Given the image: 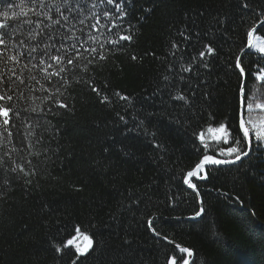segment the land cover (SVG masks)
Here are the masks:
<instances>
[{"label": "trees", "instance_id": "trees-1", "mask_svg": "<svg viewBox=\"0 0 264 264\" xmlns=\"http://www.w3.org/2000/svg\"><path fill=\"white\" fill-rule=\"evenodd\" d=\"M9 2L19 6L10 14L23 10L37 19L28 0H0V12L9 10ZM248 2L252 12L242 10L241 0H132L121 33L131 41L118 47L106 42V29L95 34L91 46L105 59L82 49L78 67L51 82L26 62L16 66L25 83L13 77L11 90L0 86V95L12 96L0 100L12 108L7 126L0 117V157L6 167L20 164L33 174L0 170V264H72L76 243L84 242L77 228L93 239V249L77 264H171L173 258L182 264L186 256L153 233L192 251V264H264V151L230 167L205 169V182L193 180L203 215L185 220L199 212L197 196L184 186L187 172L204 155L222 158L219 148L231 144L244 77L248 103L256 97L250 117L264 122V108H256L264 104V81L251 76L258 53L250 49L241 57L245 76L235 67L248 30L264 21L255 15L264 0ZM257 37L264 40V26L254 43ZM208 46L214 53H206L209 67L192 79L197 94L190 107L143 99L160 85L164 68L176 59L172 53L206 52ZM117 93L133 98L149 135L142 129L125 134L116 113L130 119L133 109L125 113ZM105 96L108 102L101 103ZM243 118L249 126L245 109ZM221 124L228 144L215 139L225 133H208ZM69 240L73 244L64 247Z\"/></svg>", "mask_w": 264, "mask_h": 264}, {"label": "snow or ice", "instance_id": "snow-or-ice-1", "mask_svg": "<svg viewBox=\"0 0 264 264\" xmlns=\"http://www.w3.org/2000/svg\"><path fill=\"white\" fill-rule=\"evenodd\" d=\"M132 0H28L29 11L37 17L33 20L29 18V13L23 10L18 15L10 10L14 7H19L9 2L6 7L9 10L0 12V17L4 22H0V86L7 85L11 90L16 83L12 78L16 77L20 84L25 81L17 72V67L22 61L24 67L37 68L40 72L45 74V79L51 82L54 76H61L63 73L71 71L78 67L76 58L81 55V50L84 52L95 53L100 55L97 48L92 47V43L96 42V33H101L102 29H106L105 40L107 43L114 46L123 47L122 42L131 41L130 35L121 34L126 31L123 26L126 23L128 16L127 5H130ZM242 10L252 12L251 4L248 0H241ZM102 6V7H101ZM39 9V10H37ZM257 17L264 15V10L255 12ZM24 17V19H21ZM103 18V23L101 19ZM92 21H95L94 23ZM264 26V21H261ZM130 27V25H129ZM257 32L255 27H252L247 32L248 49H255L258 53L259 59L257 61V71L251 72L252 77L264 81V68L259 67V61L264 60V40L259 37L256 42H253L254 34ZM104 34V33H101ZM183 36L185 41L190 39L185 36L184 32L179 33ZM112 36L118 37L111 39ZM199 34L197 33V40ZM87 45V47H85ZM103 48V44L100 45ZM177 44H173V48H177ZM196 48V44L191 45ZM243 52L244 50L241 49ZM206 53L212 56L214 48L208 46L206 52L198 50L195 54H184L182 50L178 53H172L176 57L163 70L160 85L150 95H145V101H154L160 99L161 102L165 100L180 104L185 107H190L194 101L197 89L192 86V79L194 76L200 75V68L209 67L208 61L205 59ZM251 55V53H245ZM101 59H105L100 55ZM135 59V57H133ZM11 65V66H10ZM71 66V67H69ZM235 67L239 69L241 77L245 74V68L241 66V59L236 58ZM51 70V71H50ZM31 71V69H29ZM186 73L191 75H185ZM31 79L37 80L36 76H31ZM37 82H39L37 80ZM183 86V87H182ZM264 86V83H262ZM93 91H96L93 89ZM119 99L125 101L121 107L125 113L132 108L133 111L129 113L130 119L126 115L117 112L116 115L120 123L125 128V134L132 131L143 130L145 135H149L148 130L144 127L145 121L140 119L137 114L140 109L135 108L132 97L116 94ZM248 93L245 91L244 82L241 81L239 86L240 104L245 111L249 113L248 125L246 126L245 119L239 120V126L234 130L232 135V142L228 147H220L219 155L222 158H216L215 155H204L202 160L195 166V170L188 171L187 177H196L200 180H206L208 173L205 171V166H220V165H236L237 162L242 161V158H250V153L264 151V122L257 125L250 117V113L255 102V95H253V103H248ZM12 100V96L7 93L0 95V100ZM108 102V97L105 96L101 103ZM68 105L59 104V107L66 108ZM256 108H264V104H257ZM12 111L11 106L4 107L0 105V117H3V125L9 124V113ZM153 115V114H149ZM133 127H128L129 124ZM7 131V129H5ZM216 131L225 133L223 137L215 136L218 143L228 144L227 131L225 126L221 124L219 129L209 128L208 133L212 134ZM242 133V135H240ZM11 135V133H8ZM155 137V133H151ZM199 139L204 148L209 149V144L204 141V133L201 132ZM162 147L161 145H157ZM5 156H9L5 153ZM234 157V158H233ZM10 159V156H9ZM30 164L31 161H28ZM7 161L4 157H0V170L7 176L9 173H23L25 177L31 176L33 173L25 171L23 165L15 164V166H7ZM203 173V175H201ZM9 179L4 180V184L8 185ZM26 183H31L26 180ZM184 183L188 188L196 191V184L192 183L190 179H185ZM199 195V192H196ZM204 209L196 213L199 216ZM77 235L82 236L86 241L84 246L75 245V259L72 264H77L80 257H86L90 250L93 249V239L76 229ZM73 240L67 241L68 245H72ZM180 253H187L191 256V251L188 248L177 245ZM57 252H61L60 247H56ZM171 264H177L176 259L173 258ZM182 264H189L187 259L182 260Z\"/></svg>", "mask_w": 264, "mask_h": 264}, {"label": "water", "instance_id": "water-1", "mask_svg": "<svg viewBox=\"0 0 264 264\" xmlns=\"http://www.w3.org/2000/svg\"><path fill=\"white\" fill-rule=\"evenodd\" d=\"M261 27H262V24H261V23L258 24V25L255 27V28L257 29V32H258V30H259ZM257 32H256V33H257ZM256 33H255V34H256ZM255 34H254V36H255ZM253 38H254V37H253ZM249 50H250V49L246 48V49L242 52V54H241V56H240V59H241V57H242L243 55H245V53H248ZM238 70H239V69H238ZM244 76H245V75H244ZM244 81H245V77H244V79H243V82H244ZM243 115H244V107L241 106V104H240V108H239V120H240L241 118H243ZM238 123H239V122H238ZM241 134H242V133H241ZM250 154H251V153H250ZM245 159H247V158H242V161H244ZM242 161H240V162H242ZM237 163H239V162H237ZM230 166H232V165L205 166V169L225 168V167H230ZM194 170H195V168H194ZM186 178H187V179H190L192 183H193V180L197 179L196 177H192V178H188V177H186ZM186 178H185V179H186ZM199 181H200L201 183H203V182H205L206 180H200V179H199ZM184 186H185V188H186L187 190H189L190 192H192L193 194H195V195L197 196V198H198V202H199V212H200V209L203 208V206H202V203H201L200 196L196 194V192L198 191L197 188H196V191H193V189L188 188V186H187L185 183H184ZM202 215H203V212H201L199 216H194V217L186 218L185 220H187V221H198V220L202 217ZM153 235H154L157 239H159V240L165 242L167 245H169V246L172 247L174 250H176V251L179 252V249L177 248V244H176V243H173V242H171V241H169V240H166V239H164V238H161V237L157 236V235L154 234V233H153ZM76 244H79V245H81V246H84V245L86 244V241H84L83 243H82V241H78ZM180 247H181V246H180ZM191 253H192L191 256H188L187 253H183V254L186 256V259L189 261V264H192V262H193V260H194V254H193L192 251H191Z\"/></svg>", "mask_w": 264, "mask_h": 264}]
</instances>
